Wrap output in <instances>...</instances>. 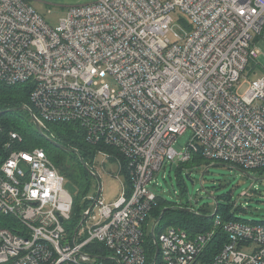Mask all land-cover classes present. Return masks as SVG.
I'll use <instances>...</instances> for the list:
<instances>
[{"label":"built area","instance_id":"built-area-1","mask_svg":"<svg viewBox=\"0 0 264 264\" xmlns=\"http://www.w3.org/2000/svg\"><path fill=\"white\" fill-rule=\"evenodd\" d=\"M80 1L52 27L31 5L44 0H0V84L31 88L28 111L46 137L50 124L78 125L97 147L86 165L95 175L98 157L115 164L125 175L122 194L106 203L99 186L71 239L65 177L43 149H16L23 140L11 132L0 215L13 221L0 227V264H106L86 251L92 243L116 264H146L145 227L163 198L151 185L166 164L200 156L246 172L264 168V75L239 95L242 80L264 72V0ZM177 12L192 25H177ZM214 217L229 236L214 258L206 250L215 230L169 227L155 236L156 264H264V224Z\"/></svg>","mask_w":264,"mask_h":264},{"label":"trees","instance_id":"trees-1","mask_svg":"<svg viewBox=\"0 0 264 264\" xmlns=\"http://www.w3.org/2000/svg\"><path fill=\"white\" fill-rule=\"evenodd\" d=\"M30 96L31 88L25 84L14 86L0 84V162H3L9 156L8 151L5 149V144L9 141L10 133H18L23 141L16 144V149L24 151H33L37 148L43 149L65 179H69L75 183L79 195H86L95 182L94 176L84 167L83 162L88 164L90 168L93 166L97 147H93L86 142L85 133L78 125L70 123L50 124L48 130L45 132L48 135L47 137L66 148L76 150L78 153H71L53 145L47 137L38 132L33 117L28 110H15L22 107H31ZM109 151L114 150L109 148ZM197 162L206 165L210 164V162H206L202 157L196 156L189 163L178 165V174L180 175L184 171L187 164ZM228 165L230 166L231 164ZM126 182L130 185L128 177L126 178ZM73 198L74 206L72 217L66 224L67 233L71 239H73L75 230L82 221L83 214L92 204L90 201H84L81 204L77 197L73 196ZM158 201V206L151 212L145 227L146 264H152L156 255V243L153 233L150 232L151 227H149V222L156 223L165 209L168 210L155 230V232L158 230V234L155 233L156 238L160 232L165 231L169 227H180L192 234L215 230V236L206 250L209 259L214 258L224 247L225 243L228 242L229 236L224 231L223 226L215 227V217H211L214 212L212 214H207L202 211H198L199 214L187 213L172 207V203L164 198H159ZM226 201L221 202L218 200L216 204L218 206V214L221 216L223 223L243 222L264 224L256 221H246L238 217L235 211H244L242 207L235 208L234 204L229 202L230 198L228 197ZM12 221V218L0 215V227H9ZM86 251L105 257L107 259L105 260L106 264H116L107 258L108 254L102 251V245L98 243L88 245Z\"/></svg>","mask_w":264,"mask_h":264},{"label":"rangeland","instance_id":"rangeland-1","mask_svg":"<svg viewBox=\"0 0 264 264\" xmlns=\"http://www.w3.org/2000/svg\"><path fill=\"white\" fill-rule=\"evenodd\" d=\"M80 2V0H44V3L32 2L31 5L52 27H56L59 21L67 16L69 7ZM172 16L177 25L182 26L181 20L192 25L191 19L183 12L173 13ZM176 32L183 34L180 28H176ZM257 47L264 55V40L257 42ZM260 64L264 68V62ZM249 66L254 67L253 62ZM248 74L247 72L246 75ZM263 75V70L258 68L255 74H251L248 79H245L246 81L242 80L244 83L239 87V95L243 96L250 88L249 80L254 81ZM107 82L114 87L111 78H108ZM191 137V131L179 137L175 144L176 150L185 151ZM97 162L99 164L96 166L95 175H93L95 183L93 182V187L86 195L80 196L75 183L65 179L64 188L71 195L77 197L81 204L94 196L96 197L99 186L102 189L100 198L106 203L116 201L122 194L125 175L118 177L115 174L119 172L118 167L109 161H104L103 157H98ZM103 162L106 163V169L102 167ZM219 163L210 162L209 165L198 162L190 163L185 166L180 175L177 172L178 165L168 163L157 174L151 188L172 203V207L182 206L195 212L202 211L207 214L214 212V207L216 209L217 206L216 201L227 202L226 198L228 197L230 198L229 202L234 204L235 208L242 207L244 210L236 212L233 209L238 217L250 222L264 223V168L249 170L250 177H248L238 172L235 166L232 167L226 163L225 166H217L216 164ZM154 224V222H149L151 233ZM84 233L85 227L80 230V234ZM155 233L158 234V230Z\"/></svg>","mask_w":264,"mask_h":264},{"label":"water","instance_id":"water-1","mask_svg":"<svg viewBox=\"0 0 264 264\" xmlns=\"http://www.w3.org/2000/svg\"><path fill=\"white\" fill-rule=\"evenodd\" d=\"M15 110H28V108H27V107H22V108H20V109H15ZM33 121H34V124H35V126H36L38 132H39L40 134H42L43 136H45V135L43 134V130H42L41 126L39 125L38 121H37L34 117H33ZM45 137H46V136H45ZM47 139H48L53 145H55V146H57V147H59V148H61V149H64V150H66V151H68V152H71V153H75V154H76V151H75V150H71V149H69V148H66V147H64V146H62V145H60V144H58L57 142H55L54 140H52V139L49 138V137H47ZM83 165H84V167H85L86 169L89 170V172H90L91 174H93V172L88 168V166L86 165L85 162H83ZM216 165H217V166H225V165H223V164H216ZM235 169H236L238 172H241V173H243L244 175L250 177V175H249L248 172H246V171H244V170H242V169H240V168H238V167H235ZM93 175H94V174H93ZM216 202H217V201H216ZM94 206H95V202H94V203L90 206V208H89V209L83 214L82 221H81L80 225L78 226V228L75 230V236H77V234H78V232H79V229H80V228L83 226V224L85 223L86 219H87L88 216H89V213L92 211V209L94 208ZM179 209L182 210V211H185V212H187V213L194 212V211H192L191 209H187V208H179ZM167 210H168V209H165V210L162 212L161 216L159 217V219H158V220L156 221V223L154 224V227H153V230H152L153 237H154V239H155V243H156V255H155V258H154V261H153L152 264H156L157 259H158V256H159V246H158L157 240H156V238H155V229H156L157 225L160 224L161 221L163 220L164 214L166 213ZM217 213H218V206H216V209H215L214 213L211 215V217L213 218Z\"/></svg>","mask_w":264,"mask_h":264},{"label":"bare ground","instance_id":"bare-ground-1","mask_svg":"<svg viewBox=\"0 0 264 264\" xmlns=\"http://www.w3.org/2000/svg\"><path fill=\"white\" fill-rule=\"evenodd\" d=\"M92 175V174H91Z\"/></svg>","mask_w":264,"mask_h":264}]
</instances>
